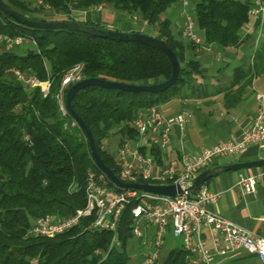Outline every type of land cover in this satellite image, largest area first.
<instances>
[{"label":"trees","instance_id":"obj_1","mask_svg":"<svg viewBox=\"0 0 264 264\" xmlns=\"http://www.w3.org/2000/svg\"><path fill=\"white\" fill-rule=\"evenodd\" d=\"M16 13L38 21H80L106 29L93 21L76 19L97 7L111 6L125 13L123 19H139L176 54L180 65L177 82L159 94L119 91L91 86L76 94L74 111L90 129L103 162L120 179L116 155L107 142L118 135L119 145L137 139L130 123L151 107H159L180 96L197 77L204 75L195 51L197 47L173 31L166 12L178 0H2ZM255 0H196L195 19L205 45L222 49L236 47L256 31L262 35L252 63L235 68L239 93L251 85L255 76L264 75V25L245 36L250 25V8ZM51 12L62 20L35 17ZM73 15L72 17V14ZM79 16V15H78ZM133 19V20H134ZM260 28V29H259ZM138 32L142 33L138 30ZM0 35L24 37L29 43L7 49L0 43V264H130L127 249L137 238L133 209L138 197L130 199L115 230L91 228L95 215L54 237L30 236L40 218L67 219L86 206L89 172L103 174L96 166L84 131L66 109L63 114L56 95L64 75L83 65V79H104L131 85L154 84L170 79L172 65L160 50L140 42H125L68 30L33 29L19 24L0 10ZM30 44L29 48H25ZM31 46V47H30ZM192 52L188 57V53ZM25 77L50 81V94L20 80ZM69 88L65 90L67 92ZM226 92L225 101L230 107ZM66 95V94H65ZM75 123L74 126L72 124ZM161 164L159 147L140 148ZM139 183L157 182L138 180ZM109 187L118 189L111 182ZM168 230H171L170 227ZM119 243V244H118ZM194 254L183 245L159 257L155 264H190ZM140 264H144L146 258Z\"/></svg>","mask_w":264,"mask_h":264},{"label":"built area","instance_id":"obj_2","mask_svg":"<svg viewBox=\"0 0 264 264\" xmlns=\"http://www.w3.org/2000/svg\"><path fill=\"white\" fill-rule=\"evenodd\" d=\"M182 5V15L186 17L182 29V37L192 42L199 50L206 49L203 40L195 32L196 19L188 12L191 0H179ZM101 11V6L96 8ZM257 26L264 25V0H255L249 11ZM254 22V23H255ZM0 43H5L7 49L29 43L24 37L11 38L0 35ZM254 57L251 61L253 62ZM83 65L78 64L71 68L63 77L61 89L56 95L58 105L63 114H66L65 90L71 85L83 80ZM14 74L24 83L32 87H40L44 97L50 94L51 82H42L35 76L25 77L21 72L14 70ZM260 103L257 116L252 124L244 129L240 137L228 142L218 143L199 154L192 155L184 149L178 159H172L168 164L161 165L151 155H144L140 148L159 147L167 151L172 142V128H184L191 117L187 111L173 116H165L157 107L142 111L130 126L137 132V139H126L118 145L116 161L120 168V180L125 183H139V179L157 182V184H177L183 189L174 197L155 196L134 190L118 191L109 187V180L105 174L89 172L86 187V206L75 215L55 221L52 217L38 219L31 230L30 236L54 237L78 225L83 218L95 215L91 228L98 230H115L119 218L130 199L138 197V203L133 209L135 219L134 234L144 239L142 225L152 228L156 252L148 256L144 264H155L159 259V249L165 244L168 229L172 228V235L182 240L184 249L191 253H199L200 264H219L214 254L204 247V242L193 245L194 236L200 233L201 228L207 227L218 251L220 241L226 244L221 254L236 251H245L255 255L261 264H264V233L257 234L252 230L225 219L214 213L210 206L220 197L219 192L203 188L199 194H192L191 180L203 170L216 165L224 157H237L248 147L264 142V93H257ZM136 145H132V142ZM257 179L253 175L240 174L237 187L243 195L256 191ZM145 244V241H143ZM119 244V243H118Z\"/></svg>","mask_w":264,"mask_h":264},{"label":"crops","instance_id":"obj_3","mask_svg":"<svg viewBox=\"0 0 264 264\" xmlns=\"http://www.w3.org/2000/svg\"><path fill=\"white\" fill-rule=\"evenodd\" d=\"M246 2L247 0H242ZM179 2V1H178ZM177 2L178 9L168 16L173 22L175 33L182 37L184 22H179L183 16L180 11L181 4ZM193 11H195V0H191ZM191 6V5H190ZM173 15H175L173 17ZM84 21H93L103 25L108 29L121 32H138L153 34V29L141 24L135 26L129 21H121L118 26H111L101 16L97 9L88 10L79 15ZM186 22V21H185ZM252 19L250 25L244 28L245 36L255 32L257 23ZM140 24V23H139ZM260 29V28H259ZM174 31V30H173ZM195 32L203 40L200 30ZM254 42L249 39L240 42L236 47L222 49L216 45H205L206 49L195 51L204 75L197 77L192 86L182 94L168 103L157 107L165 116H173L182 111L190 113L191 117L184 128L173 126L172 142L167 151H162L161 165L168 164L172 159H178L181 150L184 149L192 155L199 154L203 149H208L218 143L228 142L233 138H238L249 127L257 116L260 103L256 98L257 93H264V75L255 76L250 86L239 93V87L244 84L240 82L232 88L235 81V68L240 65L252 63L254 51L258 48L262 35L256 31ZM187 41V39H186ZM204 43V42H203ZM192 52L188 53L190 57ZM232 90L229 97V104H226L225 94ZM264 158V142L248 147L237 157H224L218 160L215 166H224L235 163H245L257 161ZM240 174L253 175L257 179L256 191L249 195H243L237 187ZM203 188L214 192H219V200L210 209L217 215L234 221L257 234L264 233V166L241 171L223 173L206 183ZM146 233H152V228L145 225ZM169 237V238H168ZM169 239L171 248L182 246V240L173 237L171 230L165 236ZM204 242V247L214 254V259L219 264H261L255 255L245 251H236L228 254H221L219 251L226 248L223 240L219 247L214 245L210 231L203 227L200 233L194 236L193 245ZM165 246V244H164ZM194 256L190 264L199 263V253ZM160 257V255H159Z\"/></svg>","mask_w":264,"mask_h":264},{"label":"water","instance_id":"obj_4","mask_svg":"<svg viewBox=\"0 0 264 264\" xmlns=\"http://www.w3.org/2000/svg\"><path fill=\"white\" fill-rule=\"evenodd\" d=\"M0 10L5 14H7L10 18L14 19L19 24L25 25L33 29L68 30L74 32H81L89 35H95L103 38L125 41V42H140L160 50L168 57L172 65V75L170 79H168L167 81L154 83V84H146V85H131V84L107 81L104 79H83L82 81L75 83L69 87L65 95V106L69 114L73 117V119L78 123V125L84 131L91 151V156L96 166L103 174H105V176L107 177L109 182L113 184V186L122 190L131 189L134 191H138L145 194H151L155 196L174 197L178 193H182L183 192L182 187L177 184L161 185V184H146V183H125L121 181L101 159L97 151L94 138L90 129L81 119V117L74 111L71 105L73 98L76 96L78 92L86 88H89L91 86H100V87H106L110 89H115L119 91H128V92H149L153 94H159L167 91L177 82L180 73V65L176 54L165 44V42L154 36H150L140 32L129 33V32H121L118 30L108 29V28L102 29L100 27L88 25L80 21H38V20L30 19L16 13L12 8L7 6L2 0H0ZM263 166H264V158L257 161L235 163L224 166H213L207 168L202 172H200L196 177H194L191 180L190 182L191 192L194 195L199 194L208 181L223 173L232 172V171H241V170L263 167Z\"/></svg>","mask_w":264,"mask_h":264},{"label":"rangeland","instance_id":"obj_5","mask_svg":"<svg viewBox=\"0 0 264 264\" xmlns=\"http://www.w3.org/2000/svg\"><path fill=\"white\" fill-rule=\"evenodd\" d=\"M177 9H178L177 5L173 6L171 9H169L166 12V15L167 16H171L173 11L174 10L177 11ZM193 10L194 9H193V6L191 4V6L188 8V12H189V14L191 16H193V18H195V11H193ZM180 11L181 12L183 11L182 10V5H181V8H180ZM100 13H101V16L103 17V19L105 20V22H107L111 26H114V25L118 26L119 22L124 21V20L129 21L131 24H133L135 26H138V25L141 26V24H139V19H137V18H135V19L133 18L134 20L133 19H128V18L123 19L122 17L125 15V13L120 11V10L114 9L111 6H103V8L101 9ZM76 14L77 15H75L73 13L72 17H73V15H75L76 19H83L82 17L78 16L80 14H78V13H76ZM174 16L175 15H173V17ZM35 17H38V18L45 17L47 19L62 20L64 16L63 15L62 16L56 15L55 13H51V12L50 13L49 12L48 13L47 12H42L41 14H35ZM179 19H180V21H179L180 23L181 22L185 23V21H186V17L185 16H181ZM173 30H174V33H175L176 31H175L174 28H173ZM144 32H147V31L145 30ZM29 45L30 44H26L25 48L26 49L29 48ZM74 125H75V123L72 124V126H74ZM119 139H120V137L118 135H113L112 138L110 140H108V142L106 144L110 148L111 152H113L115 154H116V151H117V147L119 145ZM136 144L137 143L135 141L132 142L133 146L136 145ZM145 227H146L145 225H142V231H143V233L145 235V238L144 239L134 238L130 242V244L128 246L127 251L129 253V255H131V257H132V262L130 264H140L143 261V257L150 256V255H152V254H154L156 252V248L154 246L153 236L151 235V232L148 233V234L146 233ZM143 241H145V244L143 243ZM169 241L170 240L167 239L166 243H165V246H163L162 248L159 249V255L164 256V255H166L169 252V250H171V246H170Z\"/></svg>","mask_w":264,"mask_h":264}]
</instances>
